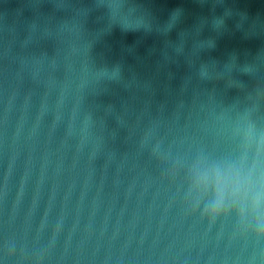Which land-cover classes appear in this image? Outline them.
I'll return each instance as SVG.
<instances>
[{
    "label": "clouds",
    "instance_id": "obj_1",
    "mask_svg": "<svg viewBox=\"0 0 264 264\" xmlns=\"http://www.w3.org/2000/svg\"><path fill=\"white\" fill-rule=\"evenodd\" d=\"M0 264H264V0H0Z\"/></svg>",
    "mask_w": 264,
    "mask_h": 264
}]
</instances>
